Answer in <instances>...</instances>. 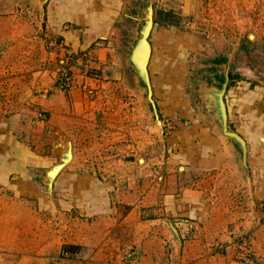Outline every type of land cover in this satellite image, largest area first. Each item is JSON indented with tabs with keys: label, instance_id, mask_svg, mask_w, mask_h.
Masks as SVG:
<instances>
[{
	"label": "rangeland",
	"instance_id": "rangeland-1",
	"mask_svg": "<svg viewBox=\"0 0 264 264\" xmlns=\"http://www.w3.org/2000/svg\"><path fill=\"white\" fill-rule=\"evenodd\" d=\"M125 4L126 9L117 24L118 43L114 51L116 78L110 79L111 71L96 67L92 53L83 57L81 52L72 53L63 46L58 47L59 42H56L54 61L46 58L39 64L22 50L20 57L13 58V53L0 47V110L2 101L8 106L12 101L16 103L14 109L3 115L7 118L18 107L29 109L31 96L41 94V89L46 88L40 78L50 77L52 83L53 77L49 74L52 75L59 67L72 70L74 88L73 70L76 69L79 76L92 80V86L89 85L85 91L98 92L90 103L95 101L92 103L94 106H110L109 110L105 109L106 112H111L112 107L121 113L126 125L124 145L103 150V153L123 154L126 160L138 157L136 164L144 169L137 177L138 183L129 181L135 187L139 185L140 189L142 180L146 183L156 180L154 173H150L153 168L159 166L163 171L166 159L177 153L174 148L178 149L179 146L171 147L173 144L169 142L178 127L176 122L191 127L193 119L182 118L179 109L171 111L173 99L186 101V105L194 110V117L203 118L204 114L201 113L205 103L199 93H202L205 85L219 86L222 78L239 72L249 77L247 79L254 83L253 88L264 87V0H125ZM143 36L145 48L141 57L140 52H136L135 57V61L140 62L139 70L133 60V52ZM49 47L48 41L44 42L47 54L53 51ZM138 48L140 50V45ZM18 51L15 49L16 53ZM55 80L57 83V78ZM172 96L174 98H169ZM100 100V104L97 103ZM28 112L22 114L33 120L38 118V110L33 117ZM21 131L19 140L24 141L25 146L28 139L23 135L25 130ZM31 140L30 147L37 148V143L32 144ZM67 143L69 141L64 140L59 147L61 153L66 150ZM44 148L41 154L52 158L51 164L61 161L58 148L51 154L47 151L49 144ZM70 148L72 154L71 144ZM96 152L100 156L103 154L101 146H80L78 150L79 157L87 156L89 161L99 156ZM102 163L99 160L92 164L79 162L73 165V171L88 170L103 180ZM68 167L69 163L65 170L70 171ZM47 169L36 178L37 182L41 181L40 198L15 195L0 185V263L264 264V201L252 202L249 195L242 197L232 179L226 180L228 192L221 194L228 210L221 211V222L216 226L222 228L219 233L222 238L209 234V227H205V232L202 229L204 234L198 235V228V236L193 235V240L197 242L191 250L201 253H187L188 239L178 233L170 217L150 211L153 206L149 204V197L139 214L132 212L135 198L131 204H124L117 211L126 219L125 226L121 229L118 227L117 231L115 229L114 237L108 244L105 243V247L89 245L88 242L93 244L97 238L94 234L100 235L97 230L93 233L92 227L87 230L93 219L87 220L74 210L61 208L60 198L53 192V187H47ZM239 170L243 172L240 167ZM151 199L152 203L153 195ZM209 212L213 213V210L210 208ZM153 218L160 222L158 235L161 239L156 240L161 244L156 250L160 253H148L153 252V242L145 244L146 247L142 245L153 238L149 236L148 225L151 223H147L153 222ZM77 219L88 226H76L73 221ZM170 223L172 225L169 227ZM104 226H107L106 222L98 229ZM99 239L108 241L106 231Z\"/></svg>",
	"mask_w": 264,
	"mask_h": 264
},
{
	"label": "crops",
	"instance_id": "crops-1",
	"mask_svg": "<svg viewBox=\"0 0 264 264\" xmlns=\"http://www.w3.org/2000/svg\"><path fill=\"white\" fill-rule=\"evenodd\" d=\"M125 9V0H0V47L13 53V58L20 57L19 52L22 50L39 64L46 58L54 61L56 42H59L66 51L72 53L90 51L96 59V67L102 71H111L108 77L114 79L117 76L114 66L117 64L114 55L118 43L117 24ZM46 41L50 45L49 50L53 49L48 54L44 48ZM139 45H142L141 41H138L134 50ZM15 49L19 51L16 53ZM73 72L76 86L67 92L56 88L57 72L49 74L53 77L52 83L50 77L40 78L46 88L41 89V94L31 96L29 103L32 105L29 109L18 107L9 118L3 115L15 107L16 103L12 101L11 106H8L2 101L0 185L7 191L26 198H40L41 181L37 182L36 178L42 176V171L47 167L45 181L48 187V171L65 159L63 167L52 179L51 186L60 198L58 201L61 208L74 210L87 220L93 219L87 230L92 227L93 233L97 230L100 235L94 234L97 237L93 241L94 245L91 241L89 245L105 247V243L108 244L114 237L115 229L117 231L118 227L121 229L125 226L126 219L117 211L124 204H131L135 198L132 212L139 214L141 206L145 205L149 197V204L153 206L150 211L170 217L178 233L188 239L187 253H201L191 250L197 242L193 240V235H197L198 228V235L204 234L205 227H209V234L212 233L215 238L221 237L219 233L222 228L216 226L221 222V211L227 210L221 196L228 192L226 180L235 181L242 197L249 195L252 202L264 201V87L253 88L254 83L247 79L249 77L245 73L232 74L235 78L231 85L228 84V77L222 78L219 86L205 85V89L199 93L205 103L201 113L204 114L203 118L194 117V110L186 105V101L173 99L171 111L179 109L182 118L193 119L191 127L176 122L178 127L169 142L173 144L171 147L179 146L178 149L174 148L177 153L166 159L163 171L158 166L150 172L155 174L153 176L157 181L161 180L150 183L142 180L143 187L139 189V185L135 187L130 182L138 183L137 177L144 169L136 164L139 158L126 160L123 154L103 153V150L124 145L126 125L121 113L112 107L111 112H106L105 109L109 110L110 106L101 105L102 100L97 101L100 104L98 106L92 104L95 101L90 103L91 98L98 93L85 91L92 80L79 76L76 69ZM151 81L153 83V73ZM27 110L32 117L38 110L37 117L40 119L36 117L33 120L22 114ZM22 129L26 132L23 134L25 139H28L25 146L24 141L19 140ZM30 137L36 139L30 140L32 144L37 143V148L30 147ZM64 140L71 144L70 158H66V151L61 153L59 149ZM47 144L50 154L56 148L60 150L61 161L54 165L51 164L52 158L48 159L41 154ZM87 145L101 146L103 154L100 156L96 152L99 156L92 157L90 161L87 156L79 157V147ZM97 160L103 162V180L88 170L73 171V165L79 162L92 164ZM68 163L70 171L65 170ZM210 208L213 213L209 212ZM155 219L147 222L153 224L152 227L148 225L149 236L153 238L142 244L146 247L145 244L153 242V252L148 253H158L156 250L161 247L159 241H156L161 239L158 235L160 222ZM165 220L169 223V220ZM82 221L78 222L77 219L73 223L79 227L88 226ZM105 222L107 226L99 230ZM103 231H106L107 242L99 239ZM210 240L214 241L212 237ZM0 264L11 263L6 261Z\"/></svg>",
	"mask_w": 264,
	"mask_h": 264
},
{
	"label": "built area",
	"instance_id": "built-area-1",
	"mask_svg": "<svg viewBox=\"0 0 264 264\" xmlns=\"http://www.w3.org/2000/svg\"><path fill=\"white\" fill-rule=\"evenodd\" d=\"M59 46H63L61 43L58 44ZM90 51L83 52L81 53V56L86 57ZM57 71V83H56V88L59 89L60 91L67 92L70 90L73 86V75H72V70L69 67H59L56 69ZM43 95V94H42ZM44 96V95H43ZM66 252L63 251V255H65Z\"/></svg>",
	"mask_w": 264,
	"mask_h": 264
},
{
	"label": "water",
	"instance_id": "water-1",
	"mask_svg": "<svg viewBox=\"0 0 264 264\" xmlns=\"http://www.w3.org/2000/svg\"><path fill=\"white\" fill-rule=\"evenodd\" d=\"M142 45L140 46V50L139 48H137L134 52H133V56L136 57V52H140V57H141V52L143 51V48H145V45H144V36H143V39H140ZM140 60V58H139ZM134 61H135V58H134ZM135 64L137 65V67L139 68V70H141V67L139 66L140 65V62L139 61H135ZM224 113V112H223ZM232 134V133H231ZM65 156L66 157H71V148H70V144L67 143L66 145V150H65ZM65 159H62V161L59 163V164H56L50 171H48L47 173V177L49 179V187H51V181L52 179H54L55 175L57 174V172L63 167V164L65 163ZM175 231V230H174Z\"/></svg>",
	"mask_w": 264,
	"mask_h": 264
},
{
	"label": "trees",
	"instance_id": "trees-1",
	"mask_svg": "<svg viewBox=\"0 0 264 264\" xmlns=\"http://www.w3.org/2000/svg\"><path fill=\"white\" fill-rule=\"evenodd\" d=\"M234 78H235V77H234L232 74H229V75H228V79H229L228 84H229V85H231V84L234 82V81H233Z\"/></svg>",
	"mask_w": 264,
	"mask_h": 264
}]
</instances>
